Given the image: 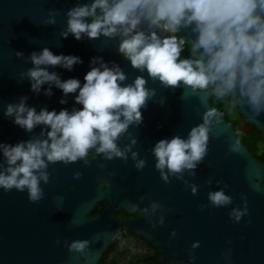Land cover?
Segmentation results:
<instances>
[{
    "label": "water",
    "instance_id": "95a60500",
    "mask_svg": "<svg viewBox=\"0 0 264 264\" xmlns=\"http://www.w3.org/2000/svg\"><path fill=\"white\" fill-rule=\"evenodd\" d=\"M92 2L0 0V173L8 175V168L15 166L7 162L5 145L49 139V125L36 123L29 130L14 122L16 105L22 102L37 113L41 109L73 112L82 107L74 99L78 89L64 93L54 81L33 89L28 72L36 67L55 73L61 81L76 78L81 85L85 73L102 64L123 73L124 79L117 81L122 86L143 78L147 95L139 107L140 120L127 127L143 129L146 139L156 135L157 140H167L186 139L192 127L204 125V154L195 167L173 172L166 165L156 167L154 143L149 146V161L142 166L124 162L129 156L125 144L117 147L121 155H105L102 161L97 151L86 161L42 157L45 166L32 170L39 189L36 199L30 198L26 185L19 189L0 185V264H98L122 229L145 237L156 248L149 257L160 264H264V160L240 138L234 121L209 100L219 92L233 95L242 118L264 136V91L253 100L249 83L241 85L239 73L231 89L219 81L206 89L182 80L165 84L119 54L125 38L119 25L110 35L89 37L81 32L79 39L74 38L68 31L69 13ZM100 12L95 9V15ZM257 12L264 19V12ZM92 18L82 19L91 22ZM137 26L146 35L155 31L158 37L168 36L143 17ZM174 33L192 46L198 36L194 22L181 23ZM45 48L53 55L77 56L79 62L70 68L62 63L35 65L32 55ZM196 49L206 63L207 56ZM8 105L14 108L11 114H6ZM122 167L124 172L113 173ZM97 175L99 180L100 175L110 176L104 192L92 184ZM216 191L228 201L214 203L209 194ZM103 197L109 204L88 217L95 201ZM116 203L130 209L136 203L141 214L130 221H116L112 215ZM76 242L86 243L76 248L72 246Z\"/></svg>",
    "mask_w": 264,
    "mask_h": 264
},
{
    "label": "clouds",
    "instance_id": "9594fccd",
    "mask_svg": "<svg viewBox=\"0 0 264 264\" xmlns=\"http://www.w3.org/2000/svg\"><path fill=\"white\" fill-rule=\"evenodd\" d=\"M97 8L100 15H95ZM257 9L264 12V0H93L91 5L70 11L68 31L79 39L81 32L89 37L99 33L110 35L119 25L125 35L119 51L133 66L146 68L165 84L175 85L182 80L193 87L205 88L210 82L219 81L231 89L239 73L240 84L249 83L255 100L264 91V19ZM89 15L93 19L85 22L82 18ZM142 17L169 32L177 31L181 23L194 22L198 36L193 47L202 49L206 63L197 59L193 67L192 61L177 60L182 39L161 38L155 31L147 35L133 31ZM32 61L35 65L62 63L70 68L73 62H79V57L53 55L45 48L39 55L33 54ZM28 75L33 78V89L38 90L44 81H54L64 93L78 89L74 99L82 105L73 112L41 109L38 113L22 102L15 106V123L29 130L36 123L49 125V139L5 145L3 153L7 162L15 166L8 168V175L0 173V185L5 188L15 185L18 189L26 185L30 198L36 199L39 189L32 170L45 166L42 157L48 161H73L84 156L97 141V152L121 155L114 140L128 123L140 120L139 107L147 93L143 78L137 77L133 84L122 86L117 81L124 79L123 73L103 64L90 68L82 85L76 78L61 81L55 73L39 67L30 69ZM13 111V106L8 105L6 114ZM206 131L204 125H199L190 129L186 139L174 136L159 140L153 148L156 167L163 169L166 165L170 172L195 167L194 162L205 151ZM40 175L46 179L44 173ZM209 198L214 203L229 199L221 191L210 193ZM84 243L76 242L72 246L81 248Z\"/></svg>",
    "mask_w": 264,
    "mask_h": 264
},
{
    "label": "flooded vegetation",
    "instance_id": "af4514ba",
    "mask_svg": "<svg viewBox=\"0 0 264 264\" xmlns=\"http://www.w3.org/2000/svg\"><path fill=\"white\" fill-rule=\"evenodd\" d=\"M152 25H156L159 29H162L168 36H175L178 41L180 40L174 32H169L163 29L160 24ZM133 31H138V26H136ZM128 35H131V33H129ZM183 43L187 44L192 49L191 51L186 52V56L189 61H192L193 59L197 60L198 57L201 59V56L196 48H194L191 44L187 42ZM119 54L122 57H126L121 52ZM177 59L181 60L183 58L179 54ZM193 67L195 66L193 65ZM157 138L158 137L156 135H149L148 139H146L143 135V129H130V127L128 126L117 135L114 140V143L116 147L125 144V146L129 149V156L124 159V162L132 165L142 166L143 163L149 161L148 156L151 153L149 148L150 144H156L159 140H161H157ZM96 147L97 144L89 147L87 149L86 154L82 156L81 159H83L84 161L91 160L95 156ZM133 153L135 155H133ZM105 155L109 156L106 152H98V161H102ZM114 155L115 153H113L109 157L113 158ZM141 161L142 163H140ZM119 172H124V168H118L113 173L115 174ZM109 177L106 175H100L99 178H101L102 180H99L97 175L91 181L92 184L98 185L100 191L104 192L107 189L105 179ZM108 204L109 199L107 197H103L99 200L97 199L87 216L91 217L97 215ZM133 205L135 206V208L130 209L122 206L120 203H116L112 213L113 219L116 221L125 222L133 220L140 216L141 210L137 207L136 203ZM71 226H74V224H72ZM155 253L156 248L145 237L133 231L122 229L120 236H117L112 240V242L102 255L101 259L99 260L98 264H109L112 261H115L116 264H160L157 260H152L149 257L154 255Z\"/></svg>",
    "mask_w": 264,
    "mask_h": 264
},
{
    "label": "trees",
    "instance_id": "16d2710c",
    "mask_svg": "<svg viewBox=\"0 0 264 264\" xmlns=\"http://www.w3.org/2000/svg\"><path fill=\"white\" fill-rule=\"evenodd\" d=\"M93 19V18H92ZM198 59H200L198 57ZM192 60V59H191ZM194 60V61H193ZM193 65L195 66V59H193ZM211 85L209 83L205 88H208ZM179 92V91H178ZM210 102L217 108H219L226 118L234 121L235 130L240 138L249 146L250 150L264 160V136L260 129H258L255 125L247 123L238 112L236 117H232L228 112V107H231L233 103H235V107H237L236 99L233 95L226 92H219L209 96ZM243 121L245 124L244 130H242L239 126L240 122ZM105 264V263H103ZM108 264V263H107ZM109 264H116L115 261L110 262Z\"/></svg>",
    "mask_w": 264,
    "mask_h": 264
},
{
    "label": "rangeland",
    "instance_id": "374dc122",
    "mask_svg": "<svg viewBox=\"0 0 264 264\" xmlns=\"http://www.w3.org/2000/svg\"><path fill=\"white\" fill-rule=\"evenodd\" d=\"M191 50H192V49H191L187 44L183 43V44L181 45V47H180V52H179V54H180V56H181L183 59H187L186 52H189V51H191ZM187 60H188V59H187ZM210 83H211V82H210ZM237 107H238V105H237ZM228 112H229V114H230L232 117H236V116L238 115L239 110L235 107V103H233L231 107H228ZM238 116H239V115H238ZM239 126H240V128H241L242 130H244V128H245V124H244L243 121L240 122Z\"/></svg>",
    "mask_w": 264,
    "mask_h": 264
}]
</instances>
